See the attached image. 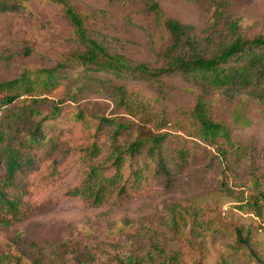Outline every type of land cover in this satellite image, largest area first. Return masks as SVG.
I'll use <instances>...</instances> for the list:
<instances>
[{"label": "rangeland", "instance_id": "obj_1", "mask_svg": "<svg viewBox=\"0 0 264 264\" xmlns=\"http://www.w3.org/2000/svg\"><path fill=\"white\" fill-rule=\"evenodd\" d=\"M69 1L80 12H103L91 29L111 53L132 65L167 69L169 37L153 25L146 0ZM18 3L24 8L0 12V82L23 68L53 67L77 47L60 6L48 0ZM159 5L166 18L194 27L198 38L214 20L219 30L235 24L239 37H264V0H160ZM127 88L138 94L142 106L123 110L97 93L85 94L83 103L96 104L104 116L132 122L133 132L139 127L141 136L166 133L171 148L187 153L183 162L175 155L181 172L171 186L157 177L141 192L120 195L111 189L101 204L92 205L66 195L80 186L85 173L75 157L59 161L55 177L48 175L46 183V169H41L28 179L29 194L19 219L0 228L3 264H11L3 254H31L29 249L50 256L54 264H117V258L130 254L140 264H152L163 261L154 247L176 255V264H264V201L259 196L264 192V96L212 91L180 74H164L159 84L128 80ZM38 90L31 97L57 100L63 87ZM198 98L208 102L213 120L229 127L237 143L233 156L222 158L215 148L188 137L194 133L186 112ZM80 134L76 128L68 142L76 144ZM236 228L249 231L248 247L238 243Z\"/></svg>", "mask_w": 264, "mask_h": 264}, {"label": "trees", "instance_id": "obj_2", "mask_svg": "<svg viewBox=\"0 0 264 264\" xmlns=\"http://www.w3.org/2000/svg\"><path fill=\"white\" fill-rule=\"evenodd\" d=\"M48 1L61 7L63 17L73 28L77 47L53 67L23 68L13 79L0 82V228L19 219L31 175L48 170L49 174L46 170L43 173L46 183L48 175L55 177L58 162L68 156L86 168L80 186L66 195L91 201L92 205L101 204L111 189H117L120 195L141 192L157 177L171 186L174 176L181 172L175 159L183 162L187 153L182 148H171L166 133L144 137L139 127L134 133L132 122L104 116L96 104H84L85 94H105L118 108L128 110L141 105L138 94L128 91V80L159 84L164 74H180L212 91L246 93L257 99L264 96L263 36L245 39L237 35L235 24L219 30L214 20L204 37L198 38L194 27L166 18L160 0H146L145 12L153 25L169 37L167 69H150L143 64L132 65L94 37L92 22L103 12L77 11L69 0ZM21 8L24 7L18 0H0V12H17ZM61 86L62 95L57 100L30 95L38 89L39 93H48ZM24 96L29 99L20 100ZM186 113L194 133L189 132L188 137L215 148L222 158L235 154L237 143L231 140L229 127L213 120L205 99L198 98ZM76 128L81 130L78 141L69 143L73 138L68 135ZM64 143H68L65 148ZM259 193L264 201V192ZM171 227L177 228L174 217ZM235 232L238 243L248 247L249 231L236 228ZM154 250L163 261L152 264L177 263L176 255H165L158 247ZM32 251L2 256L11 264H54L50 256ZM117 264H140V260L130 254L117 258Z\"/></svg>", "mask_w": 264, "mask_h": 264}]
</instances>
